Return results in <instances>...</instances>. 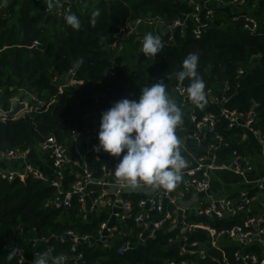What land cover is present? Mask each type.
Masks as SVG:
<instances>
[{
	"label": "trees",
	"instance_id": "16d2710c",
	"mask_svg": "<svg viewBox=\"0 0 264 264\" xmlns=\"http://www.w3.org/2000/svg\"><path fill=\"white\" fill-rule=\"evenodd\" d=\"M73 3L71 10L56 16L44 11L46 0H0V105L8 108L10 97L21 87L41 101L32 100V111L22 117L0 120V153L8 147L34 146L49 134L64 141L71 128L96 132L101 114L114 102L122 98L138 100L141 88L161 79L171 95L173 87L181 84L173 74L182 70V62L189 53L199 54L197 71L206 85L224 87V105L245 112L254 104L256 119L259 124L263 122L264 0H247L249 12L258 18L255 32L245 29L242 19L232 20L238 9L228 3L214 9L213 20L200 37L192 36L189 25L184 36L175 34V40L163 44L154 58L146 57L132 36L121 38L116 32L131 17L161 15L171 21L191 10L185 0H74ZM96 9L100 15L93 25L91 13ZM69 13L79 18L80 30L66 22ZM115 40L122 42L123 49L110 48L109 44ZM69 68L74 69L73 76L82 82L60 91ZM239 68L244 69L243 74L238 73ZM190 83L189 79L183 82ZM211 109L217 111L215 105ZM183 118L187 127L188 121ZM217 123L216 131L226 141L217 150L219 159L227 161L233 148L245 151L244 144L237 141L239 129L226 127L224 118ZM209 138L210 135L204 142ZM104 155L109 161L114 158L105 151ZM0 159L3 169L19 165L12 159ZM40 160L35 162L41 164ZM53 194L52 186L32 176L24 181L0 177V264H19L15 256L9 259L2 247L10 241L18 242L15 227L19 225L35 226L41 233L69 227L87 232L102 217L93 213L89 222L73 216L59 224L52 217L56 210L43 205ZM134 195L141 193L136 191ZM175 233L162 228L155 237L122 254L115 251L114 246L120 242L115 239L111 248H98L91 257L98 258L99 264H166L170 259L195 258L178 254V247L168 243L169 236ZM203 237L202 232L189 234V239ZM20 243L27 254L31 253L29 245ZM66 246L67 243H57L55 250ZM81 248L86 255L89 253L88 248ZM196 260L197 264H216L207 258ZM230 261L236 259L230 256Z\"/></svg>",
	"mask_w": 264,
	"mask_h": 264
},
{
	"label": "built area",
	"instance_id": "2783aa9c",
	"mask_svg": "<svg viewBox=\"0 0 264 264\" xmlns=\"http://www.w3.org/2000/svg\"><path fill=\"white\" fill-rule=\"evenodd\" d=\"M73 2L59 0L58 6L51 11L45 7L44 11L60 16L71 10ZM185 2L191 10L171 21L161 15L131 17L116 35L132 36L140 45L145 34L151 32L161 35L163 44H168L175 40V34L184 36L186 27L191 25L190 33L197 38L209 27L214 9L228 3L238 9L232 20L242 19V26L250 32L258 28V18L249 12L247 0ZM109 45L118 51L123 49L122 42L116 40ZM243 72L244 69H238L239 74ZM73 75L74 69L69 68L64 83L59 86L60 91L82 82ZM188 86L177 84L173 87L172 98L188 121L187 127L183 125L177 129L188 167L172 190L144 185L131 188L119 183L115 165L124 153L110 161L106 158L103 149L98 147L100 123L96 132L71 128L64 141L53 134L46 135L36 146L40 157H36L32 145L8 147L0 153V158L19 162L18 167L12 169L0 168L1 178L24 181L32 176L53 187V196L43 205L56 210L52 216L54 221L61 224L74 216L90 222L93 213L102 215L95 228L87 232L69 227L41 233L35 226L15 227L18 242L10 241L2 247L8 253L15 249L17 263L33 264L34 258L48 252L51 256L63 257V264H99V259L91 255L98 248H111L115 239L120 240L114 246L115 251L122 254L155 237L160 229L168 228L176 231L169 236L168 243L178 247V254L195 258L170 259L166 264H197L196 258H207L216 264H264V120L262 125L258 123L254 104L245 112L224 105V87L211 84L205 88L207 104L203 109L198 108L188 98ZM28 95L30 100L41 103L31 92ZM213 105L217 111L211 109ZM9 107L0 106V120L17 118L21 110L7 117ZM219 118L226 120V127L239 129L237 141L243 143L245 149L233 148L228 152L227 161L220 160L217 151L226 145L223 136L216 131ZM209 135V140L204 142ZM187 141L192 147L190 157L184 155V151L188 152ZM38 158L41 164L35 162ZM222 174L231 180L224 179L225 193L213 197L208 194L212 181ZM136 191L141 195L135 197ZM186 199L192 201L184 203ZM192 232H202L204 237L189 239ZM20 242L29 245L31 253L27 254ZM57 243H67V246L55 250ZM81 246L89 249L87 255ZM230 256L236 261L231 262Z\"/></svg>",
	"mask_w": 264,
	"mask_h": 264
},
{
	"label": "clouds",
	"instance_id": "9594fccd",
	"mask_svg": "<svg viewBox=\"0 0 264 264\" xmlns=\"http://www.w3.org/2000/svg\"><path fill=\"white\" fill-rule=\"evenodd\" d=\"M58 4L59 0H55V5L54 0H46L49 11ZM99 15V9L91 13L93 25ZM65 20L73 29H81L75 14H67ZM163 47L161 35L149 32L143 38L140 51L154 58ZM198 63L199 54L189 53L182 62V70L173 75L181 84L185 79L191 81L186 88L188 98L203 109L208 101L205 82L197 71ZM166 77L171 78L168 73ZM166 88L167 84L161 79L150 87L141 88L138 100L122 98L101 114L98 147L112 157L119 158L124 153L115 165V177L126 187L144 185L172 190L188 167L182 155V141L177 135V129L184 124L183 113ZM15 254V249L10 251L9 259ZM33 264H63V257L45 252L34 258Z\"/></svg>",
	"mask_w": 264,
	"mask_h": 264
},
{
	"label": "rangeland",
	"instance_id": "374dc122",
	"mask_svg": "<svg viewBox=\"0 0 264 264\" xmlns=\"http://www.w3.org/2000/svg\"><path fill=\"white\" fill-rule=\"evenodd\" d=\"M127 38L128 37H130V36H126ZM123 42L124 43H126V40H123ZM140 48H142V44H140V45H138ZM10 89L12 88L11 86L9 87ZM28 92H29V90L28 89H24V88H17L16 90H15V92H14V94L10 97V102H11V100H13V99H17V100H19L20 102H23V101H25L26 103H27V101H28V104H25V102H23L24 103V106H23V108L21 109V111L19 112V114L17 115V117H22L23 115H25V114H27V113H29L30 111H32V104H31V101L32 100H30V96L28 95ZM32 99V98H31ZM1 106V105H0ZM35 150H36V147H35ZM36 157H40V154H39V152L36 150ZM0 163H2V161H1V159H0ZM6 165H8V167L10 166V164H6ZM10 168V167H9ZM229 179V180H231L227 175H225V174H222L221 175V180H223V179ZM220 179H219V181H220Z\"/></svg>",
	"mask_w": 264,
	"mask_h": 264
},
{
	"label": "crops",
	"instance_id": "0c3cea01",
	"mask_svg": "<svg viewBox=\"0 0 264 264\" xmlns=\"http://www.w3.org/2000/svg\"><path fill=\"white\" fill-rule=\"evenodd\" d=\"M171 97H173V93L170 95ZM186 144H187V150H188V152H185L184 151V155L185 156H187V157H190L192 154V152L190 151V149H192V147H191V144H190V141H187L186 142ZM35 147L37 146V144L36 145H34ZM36 150H37V147H36ZM3 166L4 165H2V163H0V168H3ZM219 176V175H218ZM217 176V177H218ZM221 177H219L218 179H215V180H213L212 181V185H211V188H210V190H209V195H211V196H216V195H218V194H223V193H225L224 191H225V189L227 188L226 186V184H224V179L223 180H221L220 179ZM219 179H220V181H219ZM192 200H189V199H186V200H184V203H189V202H191Z\"/></svg>",
	"mask_w": 264,
	"mask_h": 264
},
{
	"label": "water",
	"instance_id": "95a60500",
	"mask_svg": "<svg viewBox=\"0 0 264 264\" xmlns=\"http://www.w3.org/2000/svg\"><path fill=\"white\" fill-rule=\"evenodd\" d=\"M24 106L23 102H20L17 99H13L10 102V107L6 111V116L7 117H13L19 110H21Z\"/></svg>",
	"mask_w": 264,
	"mask_h": 264
}]
</instances>
